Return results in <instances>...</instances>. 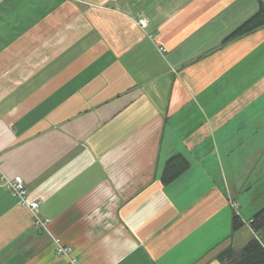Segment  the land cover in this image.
Returning <instances> with one entry per match:
<instances>
[{"label": "crops", "instance_id": "0c3cea01", "mask_svg": "<svg viewBox=\"0 0 264 264\" xmlns=\"http://www.w3.org/2000/svg\"><path fill=\"white\" fill-rule=\"evenodd\" d=\"M258 7L0 0L5 63L18 55L5 51L57 12L69 10L74 31L36 77L26 67L9 76L18 62L0 67V177L24 179L50 219L34 226L30 208L0 186V264H72L56 240L75 264H224L225 251L238 257L259 237L251 222L264 187L228 179L223 162L246 153L241 135L264 132L246 126L264 114L238 119L264 96V25L227 40ZM177 155L188 166L165 181ZM239 163L258 168L253 157Z\"/></svg>", "mask_w": 264, "mask_h": 264}, {"label": "rangeland", "instance_id": "374dc122", "mask_svg": "<svg viewBox=\"0 0 264 264\" xmlns=\"http://www.w3.org/2000/svg\"><path fill=\"white\" fill-rule=\"evenodd\" d=\"M71 1L80 2L81 0H71ZM257 1L259 2V0ZM12 10L15 11L16 8H13ZM68 12L69 10H67L66 12H63L62 14L61 12H57L53 14V16H51L50 21L47 25L43 24V25L36 26L32 31H30V33H28L27 35V40L25 41L21 40V42L18 41L14 43L12 47L8 49V51H5L4 54L5 55L9 54L7 56L9 57L11 55V50L12 52H14L15 50V52H18V55H16L17 60L16 58H13L14 60L10 59L5 63L2 60L3 57H0V67L5 68L4 66H8V62H11V64L18 62L17 66L15 67L12 66L13 69L10 70L12 72L9 74V76H15L16 73L14 71V68L15 70L19 71V69H22L24 67L31 68L32 72H35V77L39 75L40 73L38 71L40 70L42 66L40 60L42 58H44V60L47 58V61L51 62L54 59L53 56L57 55L58 52L64 50L70 42V39H69L70 34H72L74 31L71 29L70 26L67 27L68 16L66 15ZM58 23H61V24L58 26ZM1 28L2 27L0 26V30L2 31ZM42 30H43V34H41ZM58 38H62V41L58 42ZM65 52H69V48L66 49ZM23 58H25L26 60L23 61ZM19 61H21V63H19ZM251 105L252 107L250 106L245 107L239 112L238 119H240L241 121H244L248 115H254L253 112L256 113L257 115L264 114V96L258 99L254 104L252 103ZM261 125L264 126V121L261 122V120H258L254 124L250 122L246 123V126H248L250 130H257ZM233 128L235 129L237 128L239 131H241V128L238 127L237 123L233 124ZM259 135H260V132L256 133L253 131L249 134L250 137L244 138L246 135H241V138H239L238 140L240 142L248 143L244 147V150L246 153L237 154L236 151H234V153L231 156L232 160H230L231 158H228L227 156H225L223 159V162L226 165L225 167L226 177L231 180L232 177L234 176L238 182L246 183L247 181H249L248 184L255 182V185L251 189L253 190V192H257L260 188L264 187V166H263L264 164V132L262 133V137H256ZM241 156H243V158L253 157V162L256 163V165H258V168L256 170H254L252 166H249L246 168L247 166L246 164L239 163V158ZM230 164L233 167L232 170H230V167H229ZM259 166L261 167L259 168ZM247 187H251V186H247ZM257 238L261 239L260 235Z\"/></svg>", "mask_w": 264, "mask_h": 264}, {"label": "trees", "instance_id": "16d2710c", "mask_svg": "<svg viewBox=\"0 0 264 264\" xmlns=\"http://www.w3.org/2000/svg\"><path fill=\"white\" fill-rule=\"evenodd\" d=\"M259 4L258 11L230 34L227 40L249 33L264 25V0H259ZM187 166L188 161L183 156L177 155L171 158L166 168L164 180H173ZM236 225H238L237 222ZM251 225L255 231L260 232L261 239L251 238L240 250L238 257H234L232 249L225 251L220 255V260L224 264H264V207L254 215Z\"/></svg>", "mask_w": 264, "mask_h": 264}, {"label": "built area", "instance_id": "2783aa9c", "mask_svg": "<svg viewBox=\"0 0 264 264\" xmlns=\"http://www.w3.org/2000/svg\"><path fill=\"white\" fill-rule=\"evenodd\" d=\"M138 24L141 27L146 28L148 26V21L147 19L140 17L138 19ZM3 184L4 187L12 191V193L16 196H18L20 204L28 206L30 208L33 215L32 224L38 228H47V225L50 223V219H43L38 215L37 212L40 208V201L38 200V198H35L30 194L26 181L21 177L9 178L3 175L0 177V186H2ZM55 242L56 252L59 255L69 257L71 259V263L75 264L76 257L74 258L72 256L73 248L71 246H64L60 242V240H56Z\"/></svg>", "mask_w": 264, "mask_h": 264}]
</instances>
